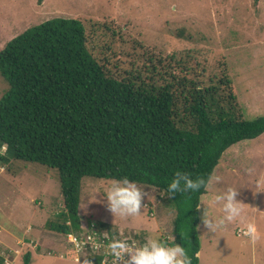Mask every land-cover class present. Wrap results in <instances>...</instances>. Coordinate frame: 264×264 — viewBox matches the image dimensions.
<instances>
[{"label": "trees", "instance_id": "trees-1", "mask_svg": "<svg viewBox=\"0 0 264 264\" xmlns=\"http://www.w3.org/2000/svg\"><path fill=\"white\" fill-rule=\"evenodd\" d=\"M86 40L79 19L53 17L0 50V74L9 84L0 97V149L6 145L0 163L15 159L57 170L62 222L50 227L65 237L83 224V176L127 178L154 188L175 209V243L198 264L197 205L206 190L169 196L167 186L177 171L208 180L227 148L264 133V114L242 117L225 74L205 81L200 74L187 76V66L160 71L151 63L145 75L133 69L115 77ZM85 223L115 230L102 221ZM136 236L145 242L143 233ZM29 263L28 252L23 264Z\"/></svg>", "mask_w": 264, "mask_h": 264}, {"label": "rangeland", "instance_id": "rangeland-1", "mask_svg": "<svg viewBox=\"0 0 264 264\" xmlns=\"http://www.w3.org/2000/svg\"><path fill=\"white\" fill-rule=\"evenodd\" d=\"M53 17L79 19L85 27L88 50L115 77L133 69L142 70L145 75L151 63L157 64L156 70L160 71L178 72L187 66V76L200 74L205 81L209 76L218 80L225 74L242 117L251 119L264 114V0H0V50L29 27ZM8 88L0 74V97ZM216 176L222 181L211 183L198 204L202 264H264V133L227 148L211 174L213 180ZM112 181L81 178L78 214L83 223L105 221L110 227L119 228L123 221L129 223V229L113 232L136 230L147 238L173 235L175 209L167 202V196L159 203L160 196L150 186L137 184L146 194L142 204L154 207L153 218L148 216L145 205L136 217L115 218L103 196ZM228 187L238 189L237 199L243 211L216 233L209 232L203 224L204 212L214 218L223 215L221 206L211 202ZM95 191H100L95 193L96 201L89 203V197L95 198ZM15 198L25 199L33 211L28 215L26 207L15 209L19 212L17 221H24V227L17 222V230L25 231V236L12 241L13 234L3 229L8 221L9 202ZM201 201L211 206L207 208ZM83 203L86 211L81 207ZM62 205L56 169L15 159L0 163V249L19 248L17 241L28 244L33 240L40 247L32 253L24 247L18 264H23L28 252L34 254L36 264L40 259L35 254L40 250L45 258L59 262L56 257L60 253L66 257L71 251L62 232L50 227L53 222H62V217H57L61 212L56 213ZM249 224L259 234L255 241L244 235ZM37 225L44 230L34 231L32 226ZM134 227L149 228L151 232ZM15 256L5 254L6 258Z\"/></svg>", "mask_w": 264, "mask_h": 264}, {"label": "clouds", "instance_id": "clouds-1", "mask_svg": "<svg viewBox=\"0 0 264 264\" xmlns=\"http://www.w3.org/2000/svg\"><path fill=\"white\" fill-rule=\"evenodd\" d=\"M5 150L6 146L4 147L2 145L0 154H3L2 152H5ZM221 181L222 178L219 176H216L214 180L212 177H209L208 180L204 177L193 179L189 174L177 171L174 178L167 186L166 195L172 196L176 193H181L183 195L189 191L195 193L199 192L201 189L207 190L211 183ZM97 192L100 191L92 193V197H95L94 199L89 197V203L96 201L95 193ZM145 195V192L142 191L136 183L129 181L127 178L113 180L104 189L103 194L107 199L108 210L115 218L138 216L141 213V208L144 206L142 204V199ZM237 195L238 189L228 187L223 192L214 196L211 203L219 204L223 215L219 218H214L207 215V211L204 212L202 220L209 232L216 233L219 229L240 217L243 209L241 201L237 199ZM203 203L207 205V208L211 206L205 202ZM81 207H83L85 211L87 210V206L84 203ZM197 207H199V205H197ZM153 216L149 217L153 218ZM244 235L250 237L253 241L259 238V234L252 224L247 226ZM181 236L187 239V233ZM104 239L109 241L105 247V254L113 258L111 264H118V262H122V264H192V258L188 255L186 248L175 243L174 235L168 237L169 240L173 241L172 244L165 243L160 238L145 237L146 241L140 246L130 245L127 240L113 239L107 234H105ZM76 247L80 253H83L85 244L77 243ZM39 253L43 252L40 250ZM80 255L75 257V264H80ZM84 255L87 256L86 254ZM125 255H127V259H125ZM60 256H62V254H59V257ZM83 264H91V262L85 258Z\"/></svg>", "mask_w": 264, "mask_h": 264}, {"label": "built area", "instance_id": "built-area-1", "mask_svg": "<svg viewBox=\"0 0 264 264\" xmlns=\"http://www.w3.org/2000/svg\"><path fill=\"white\" fill-rule=\"evenodd\" d=\"M157 201L159 202L160 199H157ZM144 205L145 207H148V212H147L148 215L153 216L155 213L154 207L149 206V204H144ZM62 208H63V205H62ZM60 211L61 209L57 211L56 213H59ZM80 229L81 230L79 233L69 232L66 235V240L68 241L71 247V252L73 254L74 261H75V257L81 254L79 257L80 261L87 258L91 262V264H111L113 258L110 255L105 254V247L109 243L108 240L104 239L105 234L109 235L113 239L127 240L130 245L140 246L144 243V242H141L139 237L136 236L138 235L137 231H134L133 233L119 231L115 233L107 229H98L96 227V224L94 223H90L89 226H87L86 223H83L81 224ZM163 237L167 241L172 242L171 240L168 239V237H171V236L165 235ZM77 243L85 244L83 253H80L77 250V247H76ZM17 246L19 248L17 247L13 248V247L6 246L4 249H0V264H18L17 259L20 256L21 250L24 247H26L28 250L31 251V253L36 252L39 247V243L38 242L35 243L33 240H31L30 243L28 244H25L22 241H17ZM6 253L7 254L13 253L16 256L15 258H12V257L6 258L5 257ZM84 254H86L87 256H85ZM97 257H99L98 258L99 262L95 261ZM127 258H128L127 255H125V259ZM118 264H122V262H118Z\"/></svg>", "mask_w": 264, "mask_h": 264}, {"label": "crops", "instance_id": "crops-1", "mask_svg": "<svg viewBox=\"0 0 264 264\" xmlns=\"http://www.w3.org/2000/svg\"><path fill=\"white\" fill-rule=\"evenodd\" d=\"M8 207L10 208V211H9V213H7V215H8V221H5V223H6V225H4L5 226V228L3 229V231L4 230H6V232H8L10 235H12L11 236V239H12V241L14 240V239H16L17 237H19L20 235L21 236H25L24 235V233H25V231H23L22 230V232L20 231V232H18V230L20 229V227L19 226H23L24 225V221L23 222H18L17 221V217H18V215H19V212L18 211H15V209H19V208H24V207H26V212L28 213V215H29V213H32V211H33V209L32 208H30V207H27V205H26V200L25 199H17V198H15V199H13V200H11V202H9V205H8ZM28 215L25 217V218H27L28 217ZM20 217H21V215H20ZM22 218V217H21ZM107 220H109V219H107ZM106 220V221H107ZM31 221V220H30ZM17 222H18V224H20L19 226H17ZM102 222H104L105 224H108L107 222H105V221H102ZM2 223H4V222H2ZM11 223H15V224H13V225H11ZM26 223V222H25ZM120 224H119V228L118 227H116V226H114V229L115 230H117V229H121V230H125V228L126 229H129V228H127V227H130V226H127V225H129V223L127 222V223H124L123 221H121V222H119ZM33 225V224H32ZM3 226V225H2ZM17 227H19V229L17 230ZM24 227V226H23ZM28 227V226H27ZM33 227V229H34V231L35 230H37V228H42L41 226H32ZM43 229V228H42ZM103 229H106V228H103ZM133 229H142V230H147V231H149V232H151V229H149V228H144V227H134ZM44 230V229H43ZM108 230V229H107ZM49 230L48 229H46V232H48ZM110 231V230H109ZM146 233V232H145ZM197 233H198V237H199V241H201V236H200V234H199V230H198V228H197ZM151 237V236H150ZM61 254V253H60ZM34 255V254H33ZM33 255L31 254L30 255V263L29 264H33ZM36 256H37V258H39L40 260L38 261V262H36V264H69V263H71L72 261H74L73 260V254H72V252L71 251H67V256L66 257H64L63 255L62 256H60L59 257V255H58V257H56L57 258V261H59V262H55L54 260H51V259H48V258H45L44 256H43V253H38V254H35ZM202 247H201V244H200V247H199V250H198V252H197V256H198V259H199V263L198 264H202ZM63 257H64V259H63ZM83 261L84 260H81L80 261V263L81 264H83Z\"/></svg>", "mask_w": 264, "mask_h": 264}]
</instances>
